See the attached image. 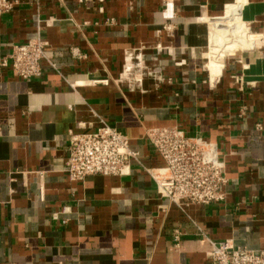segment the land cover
<instances>
[{"label": "crops", "instance_id": "0c3cea01", "mask_svg": "<svg viewBox=\"0 0 264 264\" xmlns=\"http://www.w3.org/2000/svg\"><path fill=\"white\" fill-rule=\"evenodd\" d=\"M17 1L0 15V60L40 38L60 73L44 62L24 81L0 69V264H210L211 242L261 248L264 0ZM233 19L257 32L255 47L227 53L213 79L204 53L214 25ZM100 120L139 161L126 176L73 182L71 134ZM163 127L219 145L225 202L158 194L150 171L164 163L147 131Z\"/></svg>", "mask_w": 264, "mask_h": 264}, {"label": "built area", "instance_id": "2783aa9c", "mask_svg": "<svg viewBox=\"0 0 264 264\" xmlns=\"http://www.w3.org/2000/svg\"><path fill=\"white\" fill-rule=\"evenodd\" d=\"M17 6V0H0V15L11 14ZM109 23L113 25L114 21ZM163 29L173 33L175 27L166 24ZM44 62L60 73L57 64L48 56L45 42L35 38L14 46L11 54L0 60V69H10L15 77L32 81L43 76ZM236 82L243 84L242 77L236 78ZM257 129L261 130V125H257ZM147 137L164 163L153 173L150 171L162 198L177 205L225 202L227 165L216 142L189 137L178 127L150 129ZM139 158L140 153L131 149L125 135L100 120L95 132L71 134L66 172L73 182L98 175L121 177L130 173L132 162ZM174 239L179 242L180 235ZM210 244V264H264V245L251 250L236 246L230 240Z\"/></svg>", "mask_w": 264, "mask_h": 264}, {"label": "bare ground", "instance_id": "6f19581e", "mask_svg": "<svg viewBox=\"0 0 264 264\" xmlns=\"http://www.w3.org/2000/svg\"><path fill=\"white\" fill-rule=\"evenodd\" d=\"M227 23H229V21ZM232 24L228 34L224 33L222 30V28L226 27L224 24L217 23L214 25L212 43L204 53V57L208 60V71L213 79L220 75L221 68L223 67V60L227 53H236V49L239 50L238 52L250 49L253 50L252 48L255 47L256 39L253 38L251 34L253 32L250 30L249 26L247 28L245 26L246 24L241 23V19H233ZM256 35L260 36L264 41L263 34ZM261 44L263 43L260 42V45Z\"/></svg>", "mask_w": 264, "mask_h": 264}, {"label": "rangeland", "instance_id": "374dc122", "mask_svg": "<svg viewBox=\"0 0 264 264\" xmlns=\"http://www.w3.org/2000/svg\"><path fill=\"white\" fill-rule=\"evenodd\" d=\"M232 25H233V24H232ZM230 28H231V27H230L229 25H227V27L222 28V30H223L224 33L228 34V31L230 30ZM212 30H214V29H212ZM251 31H252L253 33H257V32H255V31H253L252 29H251ZM263 36H264V34H263ZM238 51H239V50L236 49V52H238ZM228 56H229V55H227V57H228ZM227 57H226V58H227ZM207 62H208V60L206 61V63H207Z\"/></svg>", "mask_w": 264, "mask_h": 264}]
</instances>
